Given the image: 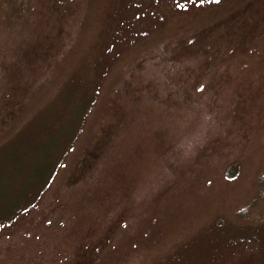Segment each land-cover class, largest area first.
Here are the masks:
<instances>
[{
  "label": "rangeland",
  "instance_id": "374dc122",
  "mask_svg": "<svg viewBox=\"0 0 264 264\" xmlns=\"http://www.w3.org/2000/svg\"><path fill=\"white\" fill-rule=\"evenodd\" d=\"M0 264H264V0H0Z\"/></svg>",
  "mask_w": 264,
  "mask_h": 264
},
{
  "label": "snow or ice",
  "instance_id": "6c2138e0",
  "mask_svg": "<svg viewBox=\"0 0 264 264\" xmlns=\"http://www.w3.org/2000/svg\"><path fill=\"white\" fill-rule=\"evenodd\" d=\"M203 87V86H202Z\"/></svg>",
  "mask_w": 264,
  "mask_h": 264
}]
</instances>
